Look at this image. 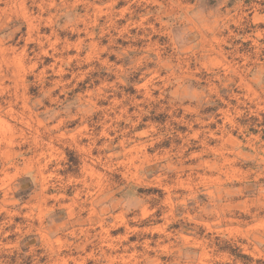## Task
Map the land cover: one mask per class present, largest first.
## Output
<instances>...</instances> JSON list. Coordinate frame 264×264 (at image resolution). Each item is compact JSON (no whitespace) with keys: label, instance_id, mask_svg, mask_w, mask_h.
<instances>
[{"label":"rangeland","instance_id":"374dc122","mask_svg":"<svg viewBox=\"0 0 264 264\" xmlns=\"http://www.w3.org/2000/svg\"><path fill=\"white\" fill-rule=\"evenodd\" d=\"M0 264H264V0H0Z\"/></svg>","mask_w":264,"mask_h":264}]
</instances>
